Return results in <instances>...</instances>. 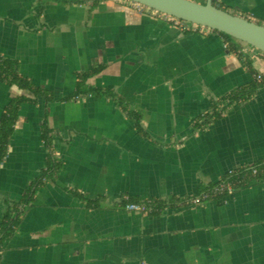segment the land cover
I'll return each instance as SVG.
<instances>
[{"label":"crops","instance_id":"obj_1","mask_svg":"<svg viewBox=\"0 0 264 264\" xmlns=\"http://www.w3.org/2000/svg\"><path fill=\"white\" fill-rule=\"evenodd\" d=\"M219 3L264 25V0ZM0 54L53 97L21 106L0 163V219L34 194L0 264H264V168L232 195L189 203L264 162V84L218 33L181 31L120 0H0ZM246 58L264 79V55ZM95 69L87 84L115 99L62 100ZM255 84L198 128L224 96ZM23 95L35 97L0 81V118Z\"/></svg>","mask_w":264,"mask_h":264},{"label":"trees","instance_id":"obj_2","mask_svg":"<svg viewBox=\"0 0 264 264\" xmlns=\"http://www.w3.org/2000/svg\"><path fill=\"white\" fill-rule=\"evenodd\" d=\"M106 1V0H90L91 5L97 6L99 3ZM213 6L216 8L229 12L228 8L221 3H219V0H212ZM246 19H250L248 16H244ZM215 33H218L222 38L223 42L228 44V47L226 49V52L229 54H234L238 56V58L242 61V63L247 67V69L253 74V83H256L258 86L264 84V79H262L261 76L253 72L251 62L247 61V58L244 54L240 53L239 45L245 44L241 41H238L224 33H219L217 31H213ZM100 69H95L91 72H87L84 74L79 75V81L77 82L75 91L68 95L67 97L62 98L64 101H70L77 98H83L87 96H106V97H113L115 99V94H113L110 91L104 92L99 89L93 88L87 84V80L91 78L92 76L96 75ZM0 81L6 83L7 85L17 86L23 90L31 92L35 97L30 98L28 96H19L16 98H13L8 106L6 107L5 111L1 115L0 118V163L7 157L8 154V145L10 138L14 132L15 125L17 124L18 118H19V110L21 106L25 103H31L36 104L37 99L39 97L47 98L49 100L53 99V97H50L48 92L44 91L41 88L35 87L28 79L24 78L19 73V62L16 60L8 59L3 57L0 54ZM256 84L251 87L249 86V89H241L237 91H233L230 94L224 96L221 100L219 105H222L223 107L221 109L216 108L212 111V113L205 115L204 117H201L200 127H202L204 124L207 125L211 122V120L219 119L223 117V114L233 104L237 103H245L250 98L251 94H253V91H250V89H254ZM253 92V93H252ZM119 100V99H117ZM120 101V100H119ZM133 113V112H132ZM131 114V113H130ZM135 118L138 122L137 116H132ZM138 126V125H137ZM47 122L44 123V132H43V139L45 140V144H50L51 141V132L47 128ZM264 168V162L258 163V165H255L254 167H246L241 168L239 170H235V174L231 177L234 188L237 190V188L241 187L246 181L249 179L256 180L257 178H260L262 176L261 169ZM256 169V172L254 173L252 170ZM227 175H225L226 177ZM41 181L37 182V185ZM211 186V185H209ZM33 193L27 192L26 198L23 200V203H15L12 204L11 207H9L7 213L0 219V257L1 253L5 249V243L6 241L12 237L16 231L17 228L20 226L24 216L26 215V212H28L29 204L33 200ZM28 204V205H27ZM159 208V205H157ZM167 207L165 204H160V207ZM156 210V209H155Z\"/></svg>","mask_w":264,"mask_h":264},{"label":"water","instance_id":"obj_3","mask_svg":"<svg viewBox=\"0 0 264 264\" xmlns=\"http://www.w3.org/2000/svg\"><path fill=\"white\" fill-rule=\"evenodd\" d=\"M160 13L224 33L264 53V25L213 6L191 0H128Z\"/></svg>","mask_w":264,"mask_h":264},{"label":"built area","instance_id":"obj_4","mask_svg":"<svg viewBox=\"0 0 264 264\" xmlns=\"http://www.w3.org/2000/svg\"><path fill=\"white\" fill-rule=\"evenodd\" d=\"M120 1H122L125 4L128 3L129 5L133 6V8L136 11L160 18L163 21L175 26L177 29L181 31L199 33L202 35H207L213 32V30L208 27L190 23L181 19H177L175 17L155 11L146 6L128 0H120ZM227 47L228 44L223 42V48L226 50ZM239 48H240L239 50L240 53L244 54L246 57L257 54L264 55L263 52L247 44H241L239 45ZM228 55L230 54L228 53ZM252 171L255 173L256 169H253ZM235 172H236L235 170L229 171L228 173H226L227 176L221 179L220 181H218L217 183L211 186L202 187L200 191H198V193L190 199L189 203L193 206H197L211 200L212 198L225 197L234 194L235 188L231 177L235 174ZM125 209L129 212H137V213H145V214H149L154 211V208L152 206H149L145 203H127L125 205Z\"/></svg>","mask_w":264,"mask_h":264},{"label":"rangeland","instance_id":"obj_5","mask_svg":"<svg viewBox=\"0 0 264 264\" xmlns=\"http://www.w3.org/2000/svg\"><path fill=\"white\" fill-rule=\"evenodd\" d=\"M229 11V10H228ZM230 12V11H229ZM231 13V12H230ZM244 17V16H243Z\"/></svg>","mask_w":264,"mask_h":264}]
</instances>
